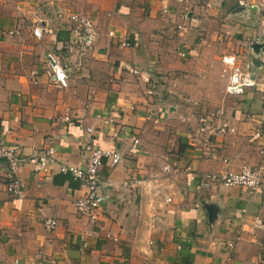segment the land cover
Masks as SVG:
<instances>
[{"label":"crops","instance_id":"crops-1","mask_svg":"<svg viewBox=\"0 0 264 264\" xmlns=\"http://www.w3.org/2000/svg\"><path fill=\"white\" fill-rule=\"evenodd\" d=\"M138 1L0 0V140L22 158L17 197L3 191L0 161V264H251L255 259L264 264V150L259 156V140H250L253 131L264 133V47L248 46L252 37L264 33L259 5L264 0H239L244 6L236 5L237 0H198L196 8L184 11L180 5L193 0ZM167 6L173 10L160 13ZM59 9L90 18L96 32L87 52L91 59L76 64L64 53L68 34L53 16ZM180 12L187 25H203L214 14L221 21L233 20L224 31L226 42L216 51L231 53L240 63L250 61L258 87L224 100L199 132V126L191 128L177 141V135L169 134L158 146L146 126L150 94L138 87L131 69L150 77L153 64L145 41L162 33L166 20L176 23L171 35L176 47L188 43L192 28L179 24ZM35 21L51 30L39 41L30 36ZM120 38L129 42L128 48L118 46ZM204 50L197 67L219 64L212 50ZM47 52L66 67L67 84L77 87L74 94L62 95L42 75ZM98 65L109 74L103 87L90 82ZM164 66L182 69L185 64ZM30 70L35 71V84L27 76ZM150 113L156 120L162 116ZM221 122L228 131L214 133ZM85 128L90 129L87 137ZM84 141L122 157L120 164H102L98 170L102 201L93 224L72 208L83 193L80 182L58 170L85 163L87 155L80 151ZM46 149L53 151V162L41 155ZM258 160L263 169L253 192L234 186L194 190L201 172L235 171ZM43 218L55 221L49 233L42 229ZM230 241L232 246L225 249Z\"/></svg>","mask_w":264,"mask_h":264},{"label":"built area","instance_id":"built-area-1","mask_svg":"<svg viewBox=\"0 0 264 264\" xmlns=\"http://www.w3.org/2000/svg\"><path fill=\"white\" fill-rule=\"evenodd\" d=\"M144 1L138 2L144 5ZM180 1V0H174ZM236 5L244 6V4L237 0ZM260 7L264 10V1L260 2ZM160 13H165V8L159 9ZM54 21L57 23L60 29H64L67 34V40L63 43L62 49L64 53L72 57L76 64L84 59L87 52L92 47L96 38V32L90 18L79 12L65 11L63 9L57 10L54 13ZM51 30L48 27L39 25L38 21L33 23L30 28V36L34 41H39L43 35L49 34ZM15 31H8L6 34L12 35ZM108 37H114L112 31H107ZM121 48H128L129 42L120 38L117 42ZM257 44L258 48L264 47V33L256 35L250 39L249 45ZM177 56H182V53H177ZM221 66V72L225 73L226 80L222 88V94L227 97H236L243 93L247 89L257 88L258 81L254 73L251 70V62L243 61L240 63L237 61L235 55L231 53L222 54L217 59ZM42 75L46 78L47 82L55 89H66L68 84V75L66 67L58 61L57 57L51 52H47L44 55V68L41 70ZM131 73L137 75L138 78L144 82H149V77L142 71L131 69ZM31 84H35V71L30 70L27 73ZM152 89H147L146 93H152ZM62 121H67V117H63ZM204 122H202L197 129L199 132L203 128ZM228 131L227 125L224 123H218L214 127V133L223 134ZM84 132L86 137L90 133L89 128H85ZM259 140L257 146V152L260 156L262 150H264V133L259 130H255L250 135V140ZM136 139L132 141V144L136 143ZM132 148V146H131ZM80 151L86 153L87 158L85 163L81 167L72 166H59L60 172H68L73 179L80 182L83 187V193L76 197L72 202V208L76 215L84 217L89 223H96L98 212L101 208V197L99 195L100 182L98 180V170L102 164H106L109 167H114L122 162V157L116 150L101 149L90 145L88 141H84L80 144ZM51 149H46L41 154L48 162H53ZM259 158V157H258ZM0 161L4 164V174L2 176L3 191L9 197H17L21 194V183L16 177V171L22 162L20 153L15 147L5 145L0 140ZM162 170L165 168L162 167ZM263 167L258 160L249 166H240L235 171H205L198 175L197 184L194 186V190L198 191L201 188H207L210 186L216 187H239L249 191H255L261 180V172ZM123 186H131L130 182H123ZM167 201V199H165ZM42 229L44 233H49L55 226V221L52 218H43L41 221ZM115 241V239H112ZM84 240H81L80 248H85ZM232 246V242L225 243V249H229ZM14 263L16 261H13ZM255 259L253 263L256 264ZM29 264H40V261H31ZM163 264H169L164 262Z\"/></svg>","mask_w":264,"mask_h":264},{"label":"rangeland","instance_id":"rangeland-1","mask_svg":"<svg viewBox=\"0 0 264 264\" xmlns=\"http://www.w3.org/2000/svg\"><path fill=\"white\" fill-rule=\"evenodd\" d=\"M195 1L198 0L180 5L179 9L182 8L181 11H184L196 8L199 4ZM165 10L169 12L173 10V7L167 6ZM166 12L162 14L165 15ZM196 12L199 13L198 10ZM208 16L206 15V17ZM210 16L211 19L207 18L205 24L196 26L194 24L187 25L188 22L184 24L182 12L179 13V24L185 28H192V36L188 38V48H186L187 44L180 42V47H176L175 39L171 41L172 31L177 30V27L175 28L176 23L168 20H166L167 26L162 28L163 37L162 33L158 31V34H151L146 38V49L149 51L154 68L147 70L150 74L149 82L144 83L136 77H134V80L140 89L141 86L143 87L141 90L145 95L147 89L153 90L152 94L148 93L150 95L146 101L147 107L150 109L147 113V115L149 114V120L146 126L150 133H155L158 138V146L161 145L160 142H164L169 138V134L177 135V138H175V141H177L180 134L200 126L202 122H207L209 114L213 110L215 111L223 105L224 100H230L221 91L226 75L221 72L219 64L212 62L211 65H208L209 62H207L203 66L197 67L195 62L199 57H203L204 53H207L204 48L210 52L212 50L216 58L226 54L217 52L216 48L219 43L226 42V38L223 37L227 33H224V31L228 27H232L234 21L227 18L224 19L226 22L224 23V21H221V16L216 14ZM148 28L154 27L149 26ZM213 32L221 34V36H216ZM188 49L194 52H188ZM179 52L182 53V56H177ZM87 58H90V54H87L85 60ZM173 61L185 64V67L182 69H168L164 66ZM96 69L97 72L91 76L90 82L94 83V86L103 87L105 84L104 78L107 79L109 74L100 65ZM76 88L75 84H69L66 89L61 91V94H74ZM140 89L139 91H141ZM258 105L263 106L262 99H259ZM168 108L170 110H167ZM150 112H157L160 115L162 113L160 120H156V116H153Z\"/></svg>","mask_w":264,"mask_h":264},{"label":"water","instance_id":"water-1","mask_svg":"<svg viewBox=\"0 0 264 264\" xmlns=\"http://www.w3.org/2000/svg\"><path fill=\"white\" fill-rule=\"evenodd\" d=\"M251 49H253V50H255V49H257L258 48V45L257 44H253V45H251V47H250ZM168 110H170V109H168Z\"/></svg>","mask_w":264,"mask_h":264}]
</instances>
